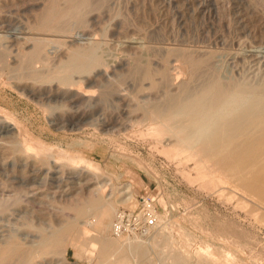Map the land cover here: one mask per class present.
Masks as SVG:
<instances>
[{
    "label": "rangeland",
    "instance_id": "obj_1",
    "mask_svg": "<svg viewBox=\"0 0 264 264\" xmlns=\"http://www.w3.org/2000/svg\"><path fill=\"white\" fill-rule=\"evenodd\" d=\"M47 1L0 0V26L6 29L5 38L0 39L2 59L6 61L0 64V205H4L0 212V244L7 237L16 236L24 245H36L42 236L66 221L77 220L74 205L91 187L98 185L96 177H99L101 182L108 183L110 178L111 185L116 187L131 183L136 196L134 207L116 206L106 233L108 237L117 238L111 232L115 212L135 210L146 196L154 199L159 214L163 211L169 223L173 221L170 226L173 230L165 229L172 232L163 234L170 237L167 242L172 243L173 250L168 244L163 245L165 237L156 235L158 239L147 240L148 258L141 262L136 255L128 253V264H170L169 253L184 249V229L190 234L186 237L189 254L186 264H204L197 255L202 241L215 246V251L223 252L235 264H264V199L249 196L248 200L245 198L247 203L239 204L236 195L230 196V181L235 183L230 176L226 183L203 181L201 184L196 179L193 158L180 161L164 151L162 145L168 141V135L158 141L148 131L147 121L133 123L141 118V106L179 94L182 82L196 88L211 76L217 80L218 87L224 83V89L220 87L223 90L239 82L248 89L264 86V0H92V6L83 11L81 22L70 20L68 33L34 31L31 26ZM29 37L53 39L45 47L50 57L47 65L33 64L41 75L65 69L64 64L73 56H77L76 61L86 55L83 57L86 60L93 53L91 60L98 59L99 64L91 61L94 65L88 62L86 71H70L69 81L75 86L62 84L60 76L49 81L33 79L30 76L33 70H21L24 75L19 80L16 78L17 74L21 75L20 70L16 71L18 57L34 44V40H26ZM80 47L95 51L83 54L84 51L77 50L82 56L72 53ZM165 48H182L207 57L208 75L189 78L180 68L172 71L171 66L178 62L171 59L170 72H182L177 78L172 77L176 83L172 80L160 83L164 81L159 71L166 57ZM136 58L141 63L153 62L150 66L157 70L152 75L154 86L149 79L133 75ZM104 85L115 91L101 102ZM79 87L91 95L75 100L73 93ZM83 97L88 101L85 98L82 101ZM4 118L12 120L15 126L3 124ZM29 137L39 138L54 156L60 150L79 152L100 169L96 173L86 172L80 166L62 170L60 163L40 165L35 158L13 152V146H19ZM250 172L247 170L248 179L254 173ZM94 220L92 211L78 219L80 226L90 221L84 228H89L91 235H71L58 254L40 257L33 264H117L114 256L101 261L98 245L91 246ZM176 225L181 228L180 233ZM156 239L163 240L162 244L151 246L150 242ZM216 261L230 263V259L220 257Z\"/></svg>",
    "mask_w": 264,
    "mask_h": 264
},
{
    "label": "bare ground",
    "instance_id": "obj_2",
    "mask_svg": "<svg viewBox=\"0 0 264 264\" xmlns=\"http://www.w3.org/2000/svg\"><path fill=\"white\" fill-rule=\"evenodd\" d=\"M62 3L64 2H60V0H48L36 15L35 22L31 26V29L43 33H66L68 31L69 23L71 22L70 20L77 19L81 22L83 11L86 8L89 9L93 4L92 0H67L64 4ZM5 30L6 29H4L3 26H0V39L5 35ZM22 34H25V32ZM27 35H29V33ZM30 39L34 40V44L29 50L21 53L20 57H18L19 62L16 71L19 72L20 70L21 75L17 74L18 76H16V78L19 80H21L23 78L22 75H24L21 70L35 71L33 66L35 62H41L43 65H47L49 62L50 57L46 54L45 47L47 46V43L53 39L26 38V40ZM80 48L73 50L72 53L74 54L76 52L78 55L82 56V54H79L78 52L81 53V51H84L85 53L83 54H88L91 50L95 51L92 48H90V51L87 47L86 49H88V51L82 47ZM72 53L70 52V54ZM165 53L166 57L162 59V67L159 71V74L164 81L160 83H170L173 78H177L182 72L180 70H177L175 73L170 72V62L172 61L178 62V64L171 66L172 71H175L176 68H180L187 73L189 78L197 76L205 77L208 75V72L205 71L208 69L206 64L207 57L202 58L200 56L203 55L199 54L196 56L195 54L197 53L192 54L189 50L182 48H168ZM152 54L157 55L155 54V51H153ZM3 55L4 51L0 50V64L6 62L2 59ZM92 55L93 53L91 56ZM91 56L89 54L88 57L90 59L86 57L85 60V58L81 57L76 61L74 59L77 56H73L72 63L74 65L72 66V63L69 62L72 60L68 59V62L66 63H70V66H67L68 64L65 65V63L63 66L65 69L62 68L63 70L61 71L49 70L52 72L46 75H41L35 71L34 73L32 72L30 76H32L33 79L43 78V81L60 76V82L62 84L66 86H75V84L72 82L70 83L69 81L70 73L73 72V70H79L81 72L86 71V69L89 68L88 62L90 63L91 61H94L93 58L91 60ZM152 57L150 59H152ZM155 57L157 56H154L153 58ZM94 59H96V57ZM160 59L161 58H158V60ZM134 60V67L132 70L133 75H138L141 79H149L151 81L150 85L154 86L156 82L153 80L154 78H152V75L154 74L153 70H157L154 69L153 66L152 69L150 66V63H153L151 62L153 59L147 62L143 60L145 62H142L143 64L140 59L136 58ZM97 61L94 63L95 65L99 64ZM91 63L93 64V62ZM92 64L90 65L93 66L94 64ZM12 71L14 72V69ZM67 71H69V73H67ZM204 71L205 73H203ZM173 81L174 80H172V82ZM216 81L215 78L210 76L204 79V82L196 88H190L186 82L181 81L182 83L179 85V94L168 95L163 102L141 106V118L133 123L142 124L147 121L146 125L148 126V131L154 134L158 141H162L164 136L168 135V141L166 143L163 142L162 145L164 151L168 155H171V158H177L180 161L188 157L191 159L193 158V169L198 175V178H196L197 176L194 178L197 180L200 179L201 184L203 181L211 184L226 183L225 179L230 176V180L235 181V183L232 181L234 184L230 181V196L236 195L234 197L240 199L241 203L238 201L239 204L242 205L247 203L245 201L248 200L247 197L249 196L256 195V197H259L262 200L264 199V86L256 88L249 87L248 89L246 86L244 88L243 86L241 87L240 82H231L232 84H230L229 90H223L224 83H221L220 87L223 88L221 89L217 86ZM102 88H104V91L102 90L103 92H101V94L103 93L100 99L101 102L106 101V97L109 96L108 94L113 90L112 87L109 86H102ZM82 89L83 87H79L78 90H75L76 93H73L75 100L78 98L82 99V96L88 95V90L86 91ZM31 94L32 93H30L29 96H31ZM34 94L35 93H33V95ZM111 95L112 94H110V96ZM84 98L88 101L86 97H83L82 101H84ZM136 117H138V115ZM69 120H71V118ZM11 121L6 118L1 120V122L7 124V126H15L14 122ZM9 129H11V127ZM12 149L14 150L13 152L21 153L22 155L27 156V158L31 157L37 159V162L40 165L60 163V168H62V170H73L80 166L82 167V170L86 172H95L100 169L94 161L82 156L79 152L68 153L66 150H60L57 151V155L54 156L50 147L44 144L39 138L34 139L29 137L28 140L26 138V140L20 142L19 146H13ZM135 160H137V158ZM247 170L248 172L251 170L252 173L254 171L250 179H248L246 175ZM68 174L70 175L71 172L69 171ZM98 178L99 177H96V184L98 183V185H96L94 189H92L93 187H91V189L88 188V194L81 196L76 205H74L77 220L72 219V221L68 223L66 221L65 225L62 224L61 227L42 236L41 240L36 245L32 246L24 245L16 236L7 237V239L0 244V264H33V262L40 257H46L50 254H58L60 250H62L67 237L71 235L82 237L91 235L92 233H90V229L84 228L90 224V221H85L81 226L78 221L79 218H84L90 211L95 213L96 216V220H94L95 224L92 229L94 231V239L91 246L94 244L98 245V257L101 261L111 260L112 256H114L117 264H128L129 258L127 257V254L131 253L136 255L142 262L145 257L148 258L146 255V251L148 253V250L145 248L146 244H149L147 240L149 241L150 239L151 241L156 235H158V237L159 235L165 237H162L164 241L160 239L159 241L157 240L158 237H156L158 242H150L151 246L156 247L157 243L163 241L162 243L164 246L168 244L170 248L173 247L169 240L167 242V239H170V237L168 238L163 235L165 233L167 234V231L169 230L165 229H169L173 224V221L172 223H169L170 219L163 211L157 216V227L145 238L139 236H132L129 238H121L126 236L117 237L121 239L108 237L106 233L108 232L109 227H111L110 220L116 206L118 204H130L132 208L136 205V196L133 190V185L129 182L125 184L123 183L121 187H116V185H111L110 181L112 180L110 178L109 183L108 181L101 182V179ZM192 179L193 178H191V180ZM86 182L87 181H85V183ZM86 186L87 185H85V187ZM218 191H220V189H218ZM161 199L162 198L157 199L158 201L160 200V206L163 205ZM3 206L0 205V212L2 211ZM177 226L178 225H176V227ZM170 229H172V227ZM178 229L179 228L177 227V231ZM181 231L182 230H180V232ZM182 234V237L185 238L186 242L184 249L174 250L173 253H169L170 264H186V260L189 259L187 247L188 242L186 237H189L190 234L186 232L185 229ZM202 242L203 243L199 245V251L197 253L201 262H204V264H235L231 258L223 252L215 251V246L212 247V245L208 244L206 241ZM62 253L63 252H61V254ZM219 257L220 259L224 258V260L230 259V263L217 262L216 258L219 259ZM241 264L253 263L242 262Z\"/></svg>",
    "mask_w": 264,
    "mask_h": 264
},
{
    "label": "built area",
    "instance_id": "obj_3",
    "mask_svg": "<svg viewBox=\"0 0 264 264\" xmlns=\"http://www.w3.org/2000/svg\"><path fill=\"white\" fill-rule=\"evenodd\" d=\"M156 203L153 198L142 197L138 207L129 211L126 209L117 210L112 223L111 232L113 236L145 238L157 227Z\"/></svg>",
    "mask_w": 264,
    "mask_h": 264
}]
</instances>
